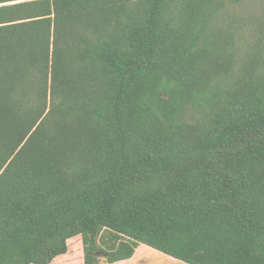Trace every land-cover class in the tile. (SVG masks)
<instances>
[{
  "label": "trees",
  "instance_id": "obj_1",
  "mask_svg": "<svg viewBox=\"0 0 264 264\" xmlns=\"http://www.w3.org/2000/svg\"><path fill=\"white\" fill-rule=\"evenodd\" d=\"M264 264V0H0V264Z\"/></svg>",
  "mask_w": 264,
  "mask_h": 264
},
{
  "label": "rangeland",
  "instance_id": "obj_2",
  "mask_svg": "<svg viewBox=\"0 0 264 264\" xmlns=\"http://www.w3.org/2000/svg\"><path fill=\"white\" fill-rule=\"evenodd\" d=\"M100 264H108L104 260H101ZM116 264H186L179 260H174L169 256H166L155 249L147 245H139L135 256L122 263Z\"/></svg>",
  "mask_w": 264,
  "mask_h": 264
}]
</instances>
